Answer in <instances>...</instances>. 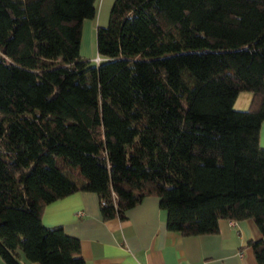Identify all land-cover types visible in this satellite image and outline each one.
Returning <instances> with one entry per match:
<instances>
[{"label":"trees","instance_id":"16d2710c","mask_svg":"<svg viewBox=\"0 0 264 264\" xmlns=\"http://www.w3.org/2000/svg\"><path fill=\"white\" fill-rule=\"evenodd\" d=\"M96 3L0 0L3 260L87 264L81 240L42 223L79 191L106 221L155 196L183 236L221 219L264 234V0H116L93 63L80 41Z\"/></svg>","mask_w":264,"mask_h":264},{"label":"crops","instance_id":"0c3cea01","mask_svg":"<svg viewBox=\"0 0 264 264\" xmlns=\"http://www.w3.org/2000/svg\"><path fill=\"white\" fill-rule=\"evenodd\" d=\"M115 1L96 0V15L82 23L80 56L85 51L87 59L94 58L92 40L97 28L108 25ZM252 97L242 91L234 107L241 112L248 110ZM261 126L262 131L264 123ZM160 202L158 197L147 196L126 211V219L106 221L97 194L79 191L46 206L42 223L44 227L61 226L69 237L81 240L87 264H258L250 242L264 241V234L253 220L221 219L215 234L183 236L169 231L167 213L160 209ZM20 255L21 264H39L29 261L22 250ZM0 264H7L1 255Z\"/></svg>","mask_w":264,"mask_h":264},{"label":"rangeland","instance_id":"374dc122","mask_svg":"<svg viewBox=\"0 0 264 264\" xmlns=\"http://www.w3.org/2000/svg\"><path fill=\"white\" fill-rule=\"evenodd\" d=\"M94 37H95V35H94ZM94 40V39H93ZM92 40V45H91V54L92 55H94V58H89V59H87V56H85V55H88V52H85L84 51V54L83 55H81L84 59H86L87 61H91V62H96L97 60H96V53H97V50H96V43H95V41H96V37H95V40L93 41ZM262 127V126H261ZM261 131V130H260ZM263 131V132H262ZM262 131H261V133H262V136L260 137V144L261 145H264V126H263V128H262Z\"/></svg>","mask_w":264,"mask_h":264},{"label":"built area","instance_id":"2783aa9c","mask_svg":"<svg viewBox=\"0 0 264 264\" xmlns=\"http://www.w3.org/2000/svg\"><path fill=\"white\" fill-rule=\"evenodd\" d=\"M99 59H97V61H98Z\"/></svg>","mask_w":264,"mask_h":264}]
</instances>
